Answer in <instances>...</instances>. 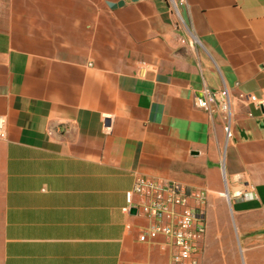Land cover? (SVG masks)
<instances>
[{"label": "crops", "instance_id": "0c3cea01", "mask_svg": "<svg viewBox=\"0 0 264 264\" xmlns=\"http://www.w3.org/2000/svg\"><path fill=\"white\" fill-rule=\"evenodd\" d=\"M0 117V264H167L136 177L205 191L199 264H264V0H0Z\"/></svg>", "mask_w": 264, "mask_h": 264}, {"label": "built area", "instance_id": "2783aa9c", "mask_svg": "<svg viewBox=\"0 0 264 264\" xmlns=\"http://www.w3.org/2000/svg\"><path fill=\"white\" fill-rule=\"evenodd\" d=\"M239 99L257 102L252 95H239ZM194 105L209 114L217 107L225 119V136L231 137L230 99L226 89L215 92L203 89V95L194 100ZM3 137L4 120L0 117V138ZM205 199L203 190L190 189L172 181L136 177L132 187L125 192V206L121 210L129 214L130 209L135 208L151 222L139 239L163 237L172 247L167 264H199L206 232Z\"/></svg>", "mask_w": 264, "mask_h": 264}, {"label": "rangeland", "instance_id": "374dc122", "mask_svg": "<svg viewBox=\"0 0 264 264\" xmlns=\"http://www.w3.org/2000/svg\"><path fill=\"white\" fill-rule=\"evenodd\" d=\"M222 197L218 198V203L220 206H224L225 209V218L227 223H231V215L229 212V205L227 203V199L225 198V194H222ZM206 215H207V223H217L218 220V215L216 210L211 209V205L209 207H206ZM217 254H215L216 256ZM207 264H218V261H208ZM220 264H245V261L243 260V253L238 250L237 252V260L225 258L224 260L221 261Z\"/></svg>", "mask_w": 264, "mask_h": 264}, {"label": "water", "instance_id": "95a60500", "mask_svg": "<svg viewBox=\"0 0 264 264\" xmlns=\"http://www.w3.org/2000/svg\"><path fill=\"white\" fill-rule=\"evenodd\" d=\"M130 213H136V209L135 208H131L130 209Z\"/></svg>", "mask_w": 264, "mask_h": 264}, {"label": "bare ground", "instance_id": "6f19581e", "mask_svg": "<svg viewBox=\"0 0 264 264\" xmlns=\"http://www.w3.org/2000/svg\"><path fill=\"white\" fill-rule=\"evenodd\" d=\"M227 198V197H226Z\"/></svg>", "mask_w": 264, "mask_h": 264}]
</instances>
